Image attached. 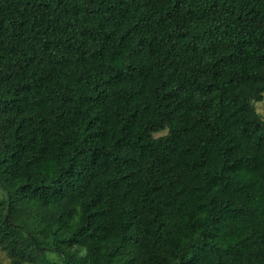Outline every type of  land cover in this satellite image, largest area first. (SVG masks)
<instances>
[{"label": "trees", "instance_id": "obj_1", "mask_svg": "<svg viewBox=\"0 0 264 264\" xmlns=\"http://www.w3.org/2000/svg\"><path fill=\"white\" fill-rule=\"evenodd\" d=\"M0 188L9 264H264V0H0Z\"/></svg>", "mask_w": 264, "mask_h": 264}, {"label": "rangeland", "instance_id": "obj_2", "mask_svg": "<svg viewBox=\"0 0 264 264\" xmlns=\"http://www.w3.org/2000/svg\"><path fill=\"white\" fill-rule=\"evenodd\" d=\"M257 107L261 111L262 110V103L257 104ZM4 199H5V194L2 192V190L0 188V200H4ZM55 257H57V256L55 255ZM54 260L55 261H58V258H55ZM0 262L2 264H9L8 259L6 258V256L4 255V253L1 252V251H0Z\"/></svg>", "mask_w": 264, "mask_h": 264}]
</instances>
